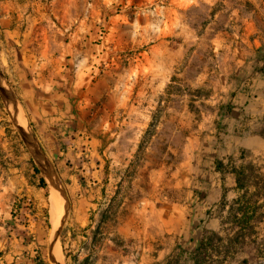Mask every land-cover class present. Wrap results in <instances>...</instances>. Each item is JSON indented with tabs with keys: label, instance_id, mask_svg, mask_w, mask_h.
<instances>
[{
	"label": "rangeland",
	"instance_id": "374dc122",
	"mask_svg": "<svg viewBox=\"0 0 264 264\" xmlns=\"http://www.w3.org/2000/svg\"><path fill=\"white\" fill-rule=\"evenodd\" d=\"M40 2L48 15L29 24L48 28L51 55L77 61L80 95L107 124L110 175L73 244L63 182L40 142L57 188L37 164L36 134L0 68L21 116L0 93L11 142L34 170L26 176L49 194L50 212L55 197L68 206L63 263L53 251L50 264H264V158L244 147L264 140V0H31ZM149 203L160 229L146 225ZM134 226L137 236L119 233Z\"/></svg>",
	"mask_w": 264,
	"mask_h": 264
},
{
	"label": "crops",
	"instance_id": "0c3cea01",
	"mask_svg": "<svg viewBox=\"0 0 264 264\" xmlns=\"http://www.w3.org/2000/svg\"><path fill=\"white\" fill-rule=\"evenodd\" d=\"M34 12L41 19L48 15L43 2L33 5L31 0H0V68L23 103L48 162L63 182L70 204V241L75 244L74 231L92 226L91 217H96L110 187L102 135L107 124L97 121L92 104L80 95L77 61L65 62L51 55L48 28L29 24ZM83 75L87 76L83 73L78 77ZM8 123L0 107V264H50V245L56 230L52 216H48L52 212L50 196L39 181L31 182L26 176L34 170H27L29 158L23 146L11 142L15 132ZM256 137L257 148L249 140L244 147L262 159L264 140ZM13 143L22 148L19 153L12 151ZM143 210L149 216L146 225L160 229L156 204L149 203ZM119 233L131 237L138 231L134 226L133 232L126 234L121 227Z\"/></svg>",
	"mask_w": 264,
	"mask_h": 264
},
{
	"label": "water",
	"instance_id": "95a60500",
	"mask_svg": "<svg viewBox=\"0 0 264 264\" xmlns=\"http://www.w3.org/2000/svg\"><path fill=\"white\" fill-rule=\"evenodd\" d=\"M4 78L3 76L1 75V72H0V93H1V96L5 102V104L7 105V107L11 110H13L16 114V116L18 118H21V116L19 115V113H17V111L15 110V108L13 107L12 103H11V100L9 99V97L7 96L6 92H5V82H4ZM21 121H23L21 119ZM27 128L29 129V127L27 126ZM29 134H30V138H31V141H32V144L34 145V155L36 157V161H37V164L39 165L40 169L44 172L45 175H47L51 180L52 182H54V186H56L57 188V184L56 182L54 181L53 179V176L50 175V173L48 172L47 169H45L42 165H41V157L43 155V151L42 149L40 148V144H39V141L37 140V138L32 134V131L29 129ZM60 202L61 204L63 205V210H64V214H63V218L60 222V224L57 226L55 232H54V235L52 237V241H51V245H50V259L51 261L54 263V257L52 256L53 255V251L55 250L57 244H58V240H59V236H60V231H61V227L63 226L64 222H65V218H66V214H67V211H68V206L65 204V201H63L61 198H60Z\"/></svg>",
	"mask_w": 264,
	"mask_h": 264
},
{
	"label": "bare ground",
	"instance_id": "6f19581e",
	"mask_svg": "<svg viewBox=\"0 0 264 264\" xmlns=\"http://www.w3.org/2000/svg\"><path fill=\"white\" fill-rule=\"evenodd\" d=\"M55 199H56V197H55ZM55 199L53 201L54 203L52 205V212L51 213H52V219H53L54 225H56V224L59 225L60 219H61L62 214H63V209H62L61 202H59L58 199H56V200ZM57 226H56V228H57ZM54 254H55L56 260L60 263H63V254L61 252V248H60L59 244H57V246L54 250Z\"/></svg>",
	"mask_w": 264,
	"mask_h": 264
},
{
	"label": "trees",
	"instance_id": "16d2710c",
	"mask_svg": "<svg viewBox=\"0 0 264 264\" xmlns=\"http://www.w3.org/2000/svg\"><path fill=\"white\" fill-rule=\"evenodd\" d=\"M38 171V170H37ZM42 186L45 187V183L44 180L42 179Z\"/></svg>",
	"mask_w": 264,
	"mask_h": 264
}]
</instances>
